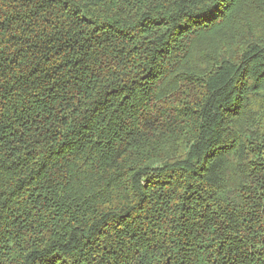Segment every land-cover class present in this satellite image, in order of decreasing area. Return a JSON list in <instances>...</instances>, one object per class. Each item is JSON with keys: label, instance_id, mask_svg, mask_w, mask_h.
Listing matches in <instances>:
<instances>
[{"label": "trees", "instance_id": "16d2710c", "mask_svg": "<svg viewBox=\"0 0 264 264\" xmlns=\"http://www.w3.org/2000/svg\"><path fill=\"white\" fill-rule=\"evenodd\" d=\"M0 0V264H264V0Z\"/></svg>", "mask_w": 264, "mask_h": 264}, {"label": "snow or ice", "instance_id": "6c2138e0", "mask_svg": "<svg viewBox=\"0 0 264 264\" xmlns=\"http://www.w3.org/2000/svg\"><path fill=\"white\" fill-rule=\"evenodd\" d=\"M208 6L209 8H211L213 5H212V0H208Z\"/></svg>", "mask_w": 264, "mask_h": 264}]
</instances>
